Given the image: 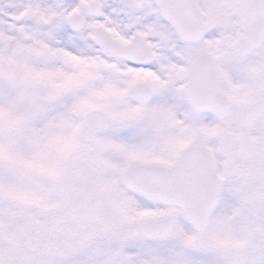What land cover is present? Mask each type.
Wrapping results in <instances>:
<instances>
[{
  "label": "snow or ice",
  "instance_id": "1",
  "mask_svg": "<svg viewBox=\"0 0 264 264\" xmlns=\"http://www.w3.org/2000/svg\"><path fill=\"white\" fill-rule=\"evenodd\" d=\"M0 264H264V0H0Z\"/></svg>",
  "mask_w": 264,
  "mask_h": 264
}]
</instances>
